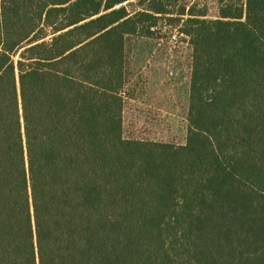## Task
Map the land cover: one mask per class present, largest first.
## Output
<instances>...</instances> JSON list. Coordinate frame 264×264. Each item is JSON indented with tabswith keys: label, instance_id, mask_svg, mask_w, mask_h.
Returning a JSON list of instances; mask_svg holds the SVG:
<instances>
[{
	"label": "trees",
	"instance_id": "obj_1",
	"mask_svg": "<svg viewBox=\"0 0 264 264\" xmlns=\"http://www.w3.org/2000/svg\"><path fill=\"white\" fill-rule=\"evenodd\" d=\"M0 0V264H264V0ZM192 51L186 143L126 139V41Z\"/></svg>",
	"mask_w": 264,
	"mask_h": 264
},
{
	"label": "rangeland",
	"instance_id": "obj_2",
	"mask_svg": "<svg viewBox=\"0 0 264 264\" xmlns=\"http://www.w3.org/2000/svg\"><path fill=\"white\" fill-rule=\"evenodd\" d=\"M218 0H179L195 5L209 19L219 16ZM137 0L125 5L135 10ZM161 19L153 38L131 36L126 41L129 85L123 112L126 139L182 146L188 134V100L192 51L189 38Z\"/></svg>",
	"mask_w": 264,
	"mask_h": 264
}]
</instances>
